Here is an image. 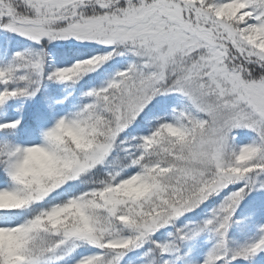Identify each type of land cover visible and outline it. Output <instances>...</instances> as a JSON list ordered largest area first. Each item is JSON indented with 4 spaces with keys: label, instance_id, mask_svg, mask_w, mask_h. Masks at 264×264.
<instances>
[{
    "label": "snow or ice",
    "instance_id": "snow-or-ice-1",
    "mask_svg": "<svg viewBox=\"0 0 264 264\" xmlns=\"http://www.w3.org/2000/svg\"><path fill=\"white\" fill-rule=\"evenodd\" d=\"M0 264H264V0H0Z\"/></svg>",
    "mask_w": 264,
    "mask_h": 264
}]
</instances>
